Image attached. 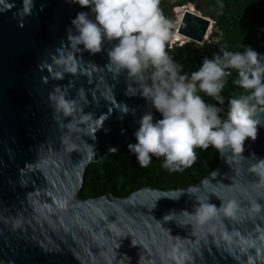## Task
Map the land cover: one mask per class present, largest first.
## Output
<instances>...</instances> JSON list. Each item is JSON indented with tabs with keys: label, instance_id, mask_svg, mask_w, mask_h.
Here are the masks:
<instances>
[{
	"label": "water",
	"instance_id": "water-1",
	"mask_svg": "<svg viewBox=\"0 0 264 264\" xmlns=\"http://www.w3.org/2000/svg\"><path fill=\"white\" fill-rule=\"evenodd\" d=\"M80 11L94 18L71 0H0V264H264V122L186 189L78 200L87 167L136 142L154 113L148 72L69 38ZM217 17L197 6L175 32L201 44ZM230 201L231 216L219 211ZM203 204L218 212L200 222Z\"/></svg>",
	"mask_w": 264,
	"mask_h": 264
},
{
	"label": "clouds",
	"instance_id": "clouds-1",
	"mask_svg": "<svg viewBox=\"0 0 264 264\" xmlns=\"http://www.w3.org/2000/svg\"><path fill=\"white\" fill-rule=\"evenodd\" d=\"M81 7L91 8L77 13L71 21L76 35L69 38L83 45L90 54H97L109 44V64L127 70L130 76L145 79L151 69L143 96L162 115L154 120L153 113L146 112L139 120L135 132L136 143H129L142 166H147L152 156L165 158L164 167L170 171H181L196 159V148L212 146L221 153L231 150L244 152L245 141L257 139L261 113H264V63L259 53L251 47L243 52L221 47L212 58L205 57L198 70L190 76L182 74L178 65L166 50L174 22L163 14L161 0H71ZM115 42V43H113ZM238 74L234 83L245 90L244 94L230 98L226 118L220 113L222 107L209 104L198 92L206 93L219 105L226 79ZM60 105L70 111L68 102ZM128 113L123 105L120 109ZM135 114V110H132ZM111 152L116 148L110 149ZM258 169L264 175V159L258 160ZM235 201L223 205L219 211L234 215ZM217 208L203 204L196 209V218L203 222L216 215Z\"/></svg>",
	"mask_w": 264,
	"mask_h": 264
},
{
	"label": "trees",
	"instance_id": "trees-1",
	"mask_svg": "<svg viewBox=\"0 0 264 264\" xmlns=\"http://www.w3.org/2000/svg\"><path fill=\"white\" fill-rule=\"evenodd\" d=\"M187 2L198 7L200 3L208 5V9L200 8L207 15H213L212 12L217 11L218 17L212 32V36H215L217 41L210 44H199L194 41L181 45L172 44L171 40L175 34L173 28L166 50L169 56L182 66V74L186 73L190 76L193 71L199 69L205 57L212 58L214 54L219 53L221 47L225 46L228 50L241 52L246 47H251L259 53L261 62L264 63V0H161L160 8L165 17L175 23L173 8ZM150 72L151 69L148 70V75ZM237 78L238 74L232 70V76L226 79L225 88L221 93L224 98L223 105H219L206 93L198 92L207 103L223 108L220 113L222 118H226L229 99L245 93L244 89L234 83ZM153 116L154 120L162 118L155 108ZM195 152L196 159L190 166L184 167L181 171H170L164 167L163 156H152L147 166H142L136 155L130 152L127 144L120 151L87 167L84 187L78 200L98 198L108 194L127 197L147 187L160 190L186 189L204 179L219 163L220 151L212 146L207 149L196 148Z\"/></svg>",
	"mask_w": 264,
	"mask_h": 264
},
{
	"label": "bare ground",
	"instance_id": "bare-ground-1",
	"mask_svg": "<svg viewBox=\"0 0 264 264\" xmlns=\"http://www.w3.org/2000/svg\"><path fill=\"white\" fill-rule=\"evenodd\" d=\"M186 11H192V12H196V9L195 7L193 6V4L191 2H188L178 8H176V12L178 14V19L177 21L175 22V26L176 28H178L180 22H181V18L183 16V14L186 12ZM172 40L174 42H178V41H182L183 43H186L188 42L190 39H188L187 37L185 36H182L181 34H179L178 32H175L174 34V37L172 38ZM181 42V43H182Z\"/></svg>",
	"mask_w": 264,
	"mask_h": 264
},
{
	"label": "rangeland",
	"instance_id": "rangeland-1",
	"mask_svg": "<svg viewBox=\"0 0 264 264\" xmlns=\"http://www.w3.org/2000/svg\"><path fill=\"white\" fill-rule=\"evenodd\" d=\"M187 3H188V2H187ZM192 4H193V3H192ZM182 5H184V4H182ZM182 5H178V6H176V8H178V7L182 6ZM193 6L197 8V5L193 4ZM201 7H204L205 9H208V8H209V6L206 5V4H204V3H200V4H199V9H200ZM176 8L174 7V8H173V11H174V14H175L176 19H178V14H177V12H176ZM196 8H195V9H196ZM212 11H213V10H212ZM212 14H213V15H216V14H217V11H216V10L213 11ZM175 22H176V21H175ZM174 24H175V23H174ZM213 27H214V26H213ZM216 30H217V29H216ZM181 42H182V41H178V42L176 41V42H174L173 40H171V43H172V44H176V45L185 44V43H183V42L181 43ZM188 42H189V41H188ZM188 42H186V43H188Z\"/></svg>",
	"mask_w": 264,
	"mask_h": 264
},
{
	"label": "built area",
	"instance_id": "built-area-1",
	"mask_svg": "<svg viewBox=\"0 0 264 264\" xmlns=\"http://www.w3.org/2000/svg\"><path fill=\"white\" fill-rule=\"evenodd\" d=\"M176 8V7H175ZM216 21H212V24L209 28V31L208 33L206 34L205 38H204V41L201 43H207V44H210V43H214L217 41V38L215 36H212V32H213V29H214V25H215ZM207 56V55H206Z\"/></svg>",
	"mask_w": 264,
	"mask_h": 264
}]
</instances>
